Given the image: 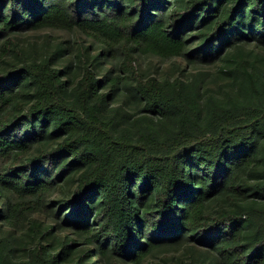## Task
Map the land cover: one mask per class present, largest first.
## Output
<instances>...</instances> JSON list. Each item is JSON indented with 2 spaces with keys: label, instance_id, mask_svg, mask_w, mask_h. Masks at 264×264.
<instances>
[{
  "label": "trees",
  "instance_id": "1",
  "mask_svg": "<svg viewBox=\"0 0 264 264\" xmlns=\"http://www.w3.org/2000/svg\"><path fill=\"white\" fill-rule=\"evenodd\" d=\"M48 31L75 39L29 42ZM159 250L264 264V0H0V264Z\"/></svg>",
  "mask_w": 264,
  "mask_h": 264
},
{
  "label": "rangeland",
  "instance_id": "2",
  "mask_svg": "<svg viewBox=\"0 0 264 264\" xmlns=\"http://www.w3.org/2000/svg\"><path fill=\"white\" fill-rule=\"evenodd\" d=\"M74 40L75 37L73 34H69L64 31H54V32H42V33H33L29 37V42L35 43L38 49H41L42 46L46 43L54 46L57 45L59 41ZM41 54V52H38ZM139 63L145 70L148 76L158 75L160 79H174L178 76L177 65L180 61L177 58L174 59H161L155 55L145 54L139 56ZM188 72L192 74L199 75L200 80L203 79V87L208 94L212 95H221L227 88L220 89L221 86L226 84V80L222 78L218 73V68L214 65L200 64L197 63L195 67L188 68ZM77 75V71L75 72ZM129 107L136 117L143 116L141 113V107L137 102L128 103ZM156 118L159 117H154ZM45 141V139H44ZM253 180V179H252ZM254 181V180H253ZM224 206H227V203H224ZM221 206L219 203L211 202L209 204V210L214 211L215 209H220ZM36 218V216H34ZM181 251L175 250H159L157 253L153 254L151 262L153 264H178L181 257Z\"/></svg>",
  "mask_w": 264,
  "mask_h": 264
}]
</instances>
